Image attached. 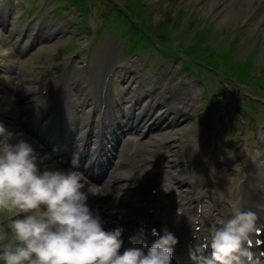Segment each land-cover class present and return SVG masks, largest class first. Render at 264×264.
<instances>
[{"label": "clouds", "instance_id": "clouds-1", "mask_svg": "<svg viewBox=\"0 0 264 264\" xmlns=\"http://www.w3.org/2000/svg\"><path fill=\"white\" fill-rule=\"evenodd\" d=\"M46 159L23 132L0 123V264H171L173 233L153 229L151 246L124 247V230H106L88 206L90 196L106 193L76 170L77 159L67 169L49 167ZM257 220L234 206L229 219L209 229L203 264H249L246 244Z\"/></svg>", "mask_w": 264, "mask_h": 264}, {"label": "rangeland", "instance_id": "rangeland-1", "mask_svg": "<svg viewBox=\"0 0 264 264\" xmlns=\"http://www.w3.org/2000/svg\"><path fill=\"white\" fill-rule=\"evenodd\" d=\"M54 1L51 0L49 2L50 5H55ZM123 1V3H122ZM87 22L90 25V28L95 26L97 28H101L99 35H104L110 37V47L114 46L116 44V41L119 43V48H122V42L120 39H116L117 33L125 32L127 31L131 33L132 39H135L137 42H140V46L134 44L132 47H135L136 49L140 50L144 46H146V43L148 45V49L150 48V44L146 42V40L143 39V37L138 34V32L132 31L130 27H133L135 30V27L132 26L133 23L130 22V15L132 13L133 17L141 22V26H148L150 25L152 28L155 25L162 24V29L160 30L162 34L166 37V41L170 42L172 47L181 48L185 54L188 55V50L194 48H190L191 46H188V48H185L187 45V41L195 34H199L197 37H194V41H196L197 44L200 42L205 41L208 43V47L210 49H215L216 54L218 55V60L225 63L224 69L226 70V66H228L229 69L234 68V64L240 68L238 69V73L245 71V66L242 64L244 62L251 63V67L255 68L258 65L260 66V70L262 73H264V55L259 54V51L262 47H264V27H259L257 29V24L259 22L260 14H254L251 5L246 3V0H225V9L220 12L219 14H206L204 13V8L208 2V0H105L102 2L101 0H88L87 1ZM5 1L0 0V10L3 9ZM40 3V0L34 1V5L37 6ZM130 4L131 7L135 8L138 7V3L140 4L143 12H144V18L137 17L131 9L130 11H125L124 7L128 4ZM146 10L144 11V9ZM70 9L74 11V8L70 6ZM238 9H241L242 12L236 14V16L232 17L235 12H237ZM149 13V14H148ZM108 14V15H107ZM81 15L85 17V13L82 12ZM105 15L109 18L103 19ZM131 15V16H132ZM179 15L181 16L182 21L179 20ZM122 16L125 20L121 22ZM178 16V18H177ZM99 17L100 19L106 21H100L97 20L95 23V18ZM118 17H121L118 22ZM191 17L192 21H195V19H199L198 23L194 31V34L189 30V25H186L187 20ZM84 19V18H82ZM130 23H129V22ZM170 21V23H169ZM180 21V23H179ZM56 20L52 21V23H55ZM60 19L58 20V23H60ZM181 22L183 24H181ZM105 23V24H104ZM123 25H121V24ZM61 23L59 25V36L60 40H56L47 48H45L43 51L40 49H37L34 54L27 58V60L23 61L21 64V77L22 76H30L32 78H36L37 80L39 78H43L45 76V73L36 72L35 68L38 66V62H42L45 60L47 54H49L51 51H57L61 55L68 54L72 50V46L74 43V39L69 42L70 47L67 48L66 41L68 38H70V34L67 31L66 26ZM139 29V32H144L138 25H136ZM14 28L16 26L13 25ZM216 28L217 30H215ZM51 26H46V33H50ZM188 30V31H187ZM67 31V32H66ZM62 34H67L66 36H62ZM92 34H95L94 31H92ZM98 35V33H96ZM127 34V33H126ZM167 34V36L165 35ZM5 33L0 28V64L4 68L6 65L5 61H9L8 65L11 66L13 62V49L11 46L8 45L10 42V38L5 37ZM163 36V37H164ZM175 37L174 40H170V37ZM106 38V37H105ZM209 38V39H208ZM79 39V42H78ZM82 38H76L75 41L80 44L81 46L88 44V40L86 39L85 42L83 40H80ZM208 39V40H207ZM259 39H261V44L258 42ZM152 41V40H151ZM134 42V41H133ZM142 43V44H141ZM105 44V43H104ZM103 44V45H104ZM184 44V45H183ZM204 44V43H203ZM103 45L100 44L98 48H91L90 52L91 55L97 54L102 51ZM177 45V46H176ZM153 46H157L155 41L153 42ZM140 47V48H139ZM147 47V46H146ZM59 48V49H58ZM109 48V47H108ZM120 48V49H121ZM208 49V48H207ZM60 50H62L60 52ZM112 50V49H111ZM257 50V51H256ZM109 51V49H108ZM256 51V52H255ZM178 53H181L182 51H177ZM120 54V50H119ZM127 56V55H126ZM195 55L193 58H196ZM224 57V58H223ZM38 58L37 60L33 59ZM44 59V60H42ZM158 60V59H157ZM38 61V62H37ZM7 65V66H8ZM56 64H51L49 66H46V70H50L52 68H55ZM206 69L211 70L210 67L203 66ZM194 77V75L192 74ZM243 78V77H242ZM26 79V78H25ZM209 78H206L205 84L209 83ZM5 82H8L9 84L12 81V78H7L4 80ZM20 83H18V87ZM225 87H229L227 83L223 84ZM33 88L38 87L37 82H33L32 85ZM203 89V86L199 84L198 89ZM19 92V91H16ZM201 92V91H199ZM238 96V94H236ZM232 101L233 98L231 99ZM2 104H0V107L4 108L5 110H2V112H5L9 116H12L14 114L13 110H16L17 108H14L12 106V102L8 101L7 99L4 100ZM11 104V105H7ZM259 107V106H258ZM258 110H261V108H258ZM2 117L0 116V119ZM186 124V123H184ZM184 125L183 127H185ZM5 127L9 130L10 127L8 124H5ZM174 128L169 129L170 132H173ZM168 133V134H169ZM157 133H152L150 136L155 137ZM166 134V135H168ZM165 135V136H166ZM174 135H168L166 138L167 140H171L174 137ZM148 143H152L149 141ZM171 147V146H170ZM168 148V155L173 154V150L175 149L174 146L172 148ZM150 151L151 149L145 146V143L140 146V150L138 149L137 157L135 162L142 164L144 160L148 157L145 152ZM181 154H185L186 150L180 149ZM196 156V155H193ZM169 160V156L167 157ZM186 162H191L194 164V168L192 170V173L194 174L193 178L189 179L190 182L194 180V178L199 173V170L196 172L197 167H199L198 163H195V160L193 158L189 159L186 158ZM169 170V169H168ZM193 190V189H192Z\"/></svg>", "mask_w": 264, "mask_h": 264}, {"label": "bare ground", "instance_id": "bare-ground-1", "mask_svg": "<svg viewBox=\"0 0 264 264\" xmlns=\"http://www.w3.org/2000/svg\"><path fill=\"white\" fill-rule=\"evenodd\" d=\"M246 3L251 5V9L254 14H260L259 22L257 29L259 27H264V1L263 0H246ZM227 6L226 3H224V0H208L205 8H204V13L206 14H219L222 12V9L224 6ZM242 10L238 9L237 12L233 14L232 17L236 16V14L241 13ZM30 81H23V85L21 88H23V92L28 88V84ZM27 99V97L25 98ZM24 99V100H25ZM21 110H26L25 107H21ZM167 115L161 116V118H165ZM145 117H143L144 119ZM161 118L158 119L157 123H155L154 126L159 125V121ZM157 132L162 131L164 129H155ZM161 140V139H160ZM158 144V142H156ZM156 146V145H155ZM173 168L174 173L172 175V180H177L182 182L185 178H187L188 175V166H184V170L177 169V161L173 162ZM149 167L143 168L140 171H136L135 168L132 169L128 166L123 167V170L119 172V174L113 179L115 181L119 180V185L115 187V189L110 190L106 200L105 201H114L116 200L117 204L120 203H126L127 202V197H132L134 200H138L141 195H143V184L146 183V179L148 176L149 172ZM131 185V186H130ZM130 187V189H129ZM182 187H189V186H182ZM129 189L127 193H124L123 191ZM120 212L122 213L121 216L117 218L119 220L123 216H130V209L127 208L126 206L120 209ZM114 214V212H113Z\"/></svg>", "mask_w": 264, "mask_h": 264}, {"label": "snow or ice", "instance_id": "snow-or-ice-1", "mask_svg": "<svg viewBox=\"0 0 264 264\" xmlns=\"http://www.w3.org/2000/svg\"><path fill=\"white\" fill-rule=\"evenodd\" d=\"M256 231L259 234L261 230L260 229H257ZM249 243H251V241H249ZM257 243H261V242L260 241H257Z\"/></svg>", "mask_w": 264, "mask_h": 264}]
</instances>
